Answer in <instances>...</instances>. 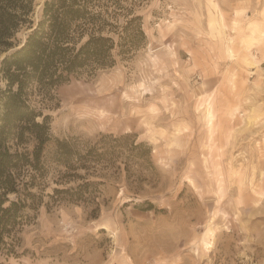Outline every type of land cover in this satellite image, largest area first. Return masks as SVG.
<instances>
[{
    "label": "rangeland",
    "instance_id": "374dc122",
    "mask_svg": "<svg viewBox=\"0 0 264 264\" xmlns=\"http://www.w3.org/2000/svg\"><path fill=\"white\" fill-rule=\"evenodd\" d=\"M123 3L114 22L144 32L128 54L29 90L51 139L0 264H264V0Z\"/></svg>",
    "mask_w": 264,
    "mask_h": 264
},
{
    "label": "trees",
    "instance_id": "16d2710c",
    "mask_svg": "<svg viewBox=\"0 0 264 264\" xmlns=\"http://www.w3.org/2000/svg\"><path fill=\"white\" fill-rule=\"evenodd\" d=\"M123 1L46 0L34 26L28 19L33 0H0V74L5 82L0 85V251H12L7 237L28 219L25 209L35 195L28 188L21 191L20 170L31 165L38 172L51 139L47 117L37 120L39 112L29 102V90H47L73 76L94 75L115 64L114 50L128 54L134 45L129 32H144L134 17L123 25L114 22L113 17L126 9ZM27 22L32 30L22 43H15L16 32ZM31 138L36 142L30 151L26 144ZM64 145L61 155L68 153ZM36 172L31 174V186L41 174ZM87 184L55 190L78 201L84 199Z\"/></svg>",
    "mask_w": 264,
    "mask_h": 264
}]
</instances>
